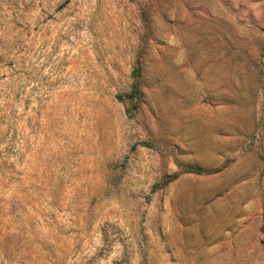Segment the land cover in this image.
I'll use <instances>...</instances> for the list:
<instances>
[{"label": "rangeland", "instance_id": "374dc122", "mask_svg": "<svg viewBox=\"0 0 264 264\" xmlns=\"http://www.w3.org/2000/svg\"><path fill=\"white\" fill-rule=\"evenodd\" d=\"M220 58L259 95L264 162V0H0V264H189L162 218L168 157L146 145L152 81ZM249 236L264 264V219Z\"/></svg>", "mask_w": 264, "mask_h": 264}, {"label": "crops", "instance_id": "0c3cea01", "mask_svg": "<svg viewBox=\"0 0 264 264\" xmlns=\"http://www.w3.org/2000/svg\"><path fill=\"white\" fill-rule=\"evenodd\" d=\"M227 61L203 69L177 61L152 81L162 99L152 103L151 145L167 155L173 176L162 218L177 228L168 233L177 262L248 264L250 221L264 219V162L251 140L259 131V95Z\"/></svg>", "mask_w": 264, "mask_h": 264}, {"label": "trees", "instance_id": "16d2710c", "mask_svg": "<svg viewBox=\"0 0 264 264\" xmlns=\"http://www.w3.org/2000/svg\"><path fill=\"white\" fill-rule=\"evenodd\" d=\"M142 69H143V65H142L141 59L139 58L137 60V63L135 65V68L133 70V76L136 78V81L133 84L132 90L130 92H127L125 94L127 98H130V99L136 100V101L139 100V97H140V87H139V84H140V77H141V74H142ZM119 97L121 99H123V95H119ZM134 107L135 108L137 107V102H135ZM146 145H151V144H146ZM188 171H194V170H190L189 169ZM169 181H170L169 179H166L165 182H164V184H167Z\"/></svg>", "mask_w": 264, "mask_h": 264}]
</instances>
